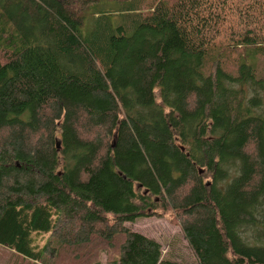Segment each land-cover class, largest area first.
<instances>
[{
	"label": "trees",
	"instance_id": "trees-1",
	"mask_svg": "<svg viewBox=\"0 0 264 264\" xmlns=\"http://www.w3.org/2000/svg\"><path fill=\"white\" fill-rule=\"evenodd\" d=\"M166 212L264 264V0H0V245L181 264L126 227Z\"/></svg>",
	"mask_w": 264,
	"mask_h": 264
},
{
	"label": "rangeland",
	"instance_id": "rangeland-1",
	"mask_svg": "<svg viewBox=\"0 0 264 264\" xmlns=\"http://www.w3.org/2000/svg\"><path fill=\"white\" fill-rule=\"evenodd\" d=\"M118 8V5L105 6L100 3L99 6L94 7V10L99 12H108L117 10ZM126 227H128L131 231L141 233L157 241L162 247L161 251L163 257L179 262L181 264H197L195 257L192 251L190 250L180 229L179 220L176 218V216H174V214L170 215L169 212H166L162 215L161 218L157 216L140 218L133 223H126ZM49 238L50 237L48 235L38 238L40 239V246L44 245L49 240ZM102 247V242L97 239L95 241V244L92 246L93 250L90 251V255L87 259H84L86 260L85 264H109V261L107 260L106 251L100 250ZM48 258L50 257H47L45 261H47ZM62 259L63 256H61L60 253H57L54 259L55 264H58V262ZM49 262V264H54L51 260ZM0 264L41 263L31 262L29 260L26 261L24 260V258H21L19 254H15L14 252L12 253L7 247L0 245Z\"/></svg>",
	"mask_w": 264,
	"mask_h": 264
},
{
	"label": "water",
	"instance_id": "water-1",
	"mask_svg": "<svg viewBox=\"0 0 264 264\" xmlns=\"http://www.w3.org/2000/svg\"><path fill=\"white\" fill-rule=\"evenodd\" d=\"M59 145H60V144L57 142V143H56V147L59 148Z\"/></svg>",
	"mask_w": 264,
	"mask_h": 264
},
{
	"label": "crops",
	"instance_id": "crops-1",
	"mask_svg": "<svg viewBox=\"0 0 264 264\" xmlns=\"http://www.w3.org/2000/svg\"><path fill=\"white\" fill-rule=\"evenodd\" d=\"M26 261H28V260H26Z\"/></svg>",
	"mask_w": 264,
	"mask_h": 264
}]
</instances>
